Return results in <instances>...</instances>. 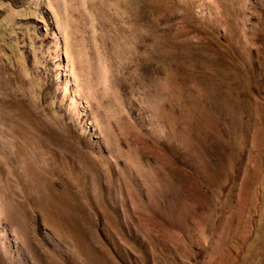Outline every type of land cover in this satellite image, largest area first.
I'll return each mask as SVG.
<instances>
[{"label": "rangeland", "instance_id": "obj_1", "mask_svg": "<svg viewBox=\"0 0 264 264\" xmlns=\"http://www.w3.org/2000/svg\"><path fill=\"white\" fill-rule=\"evenodd\" d=\"M0 264H264V0H0Z\"/></svg>", "mask_w": 264, "mask_h": 264}]
</instances>
